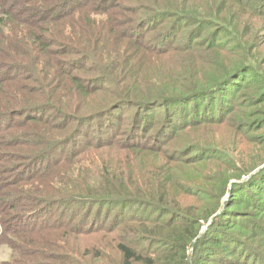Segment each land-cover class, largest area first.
Wrapping results in <instances>:
<instances>
[{"label":"trees","instance_id":"obj_1","mask_svg":"<svg viewBox=\"0 0 264 264\" xmlns=\"http://www.w3.org/2000/svg\"><path fill=\"white\" fill-rule=\"evenodd\" d=\"M134 1L147 12L132 18V24L119 32V22L112 19L109 23L106 17L117 0H0V128L22 125L16 116L24 115L32 134L18 126V139L34 145L41 137L46 140L41 150L22 156L16 170L0 164V247L11 254L10 260L0 264H45L48 258L60 259L64 253L55 250L61 244L55 239L62 232L83 236L96 230L115 239L108 247L112 245L118 258L109 264H264V224L255 219L264 212V157L241 176H225L210 193H200L199 204L187 210L169 207L166 193L172 170L168 172L169 161L164 157H168L166 145L171 139L189 128L230 127L232 114L247 97L243 89L261 97L250 105L264 101V75H259L254 64V52H241L243 46L249 48L247 38L226 23L228 2L205 0L206 5L198 4L196 9L184 3L195 0ZM234 1L264 17V0H249L258 2L256 6L248 0ZM103 14L99 24L108 29L102 32L94 24L99 21L96 16ZM162 21L165 24L158 26V32L147 37L146 29ZM54 26L56 32L51 30ZM76 29L85 36L72 35ZM222 34L227 36L218 41ZM181 54L186 62L178 60V67L165 81L146 78L143 64L153 63L160 55L168 59ZM19 73L33 83L8 91L2 83L18 79ZM258 123L264 124V118H258L249 130ZM42 129H47L44 134ZM236 142L242 145L244 139L239 136ZM194 144L186 153L197 151L196 159L217 151ZM66 145L68 153L62 148ZM102 153L119 156L118 166H99L95 160ZM145 156L154 160L145 166V182L133 172L118 177L124 174L121 159L138 158L136 165L142 167ZM40 162L44 170L37 168ZM9 169L12 176L2 179L1 174ZM89 171L91 178L85 180ZM20 181L28 184L27 191L15 186ZM238 202L247 209L232 206ZM70 204L65 208L72 211L79 209L77 205L87 207L75 220L77 224H64L63 208L50 221L41 219L44 209ZM90 209L104 210L107 227L96 214L86 213ZM227 223L252 231L258 242L230 231ZM82 224L90 227L82 230L77 226ZM148 224L169 229L148 228ZM38 237L55 249L27 245ZM16 250L33 259L14 257ZM101 254L99 250L96 264H104ZM67 257L65 264L79 260L75 254Z\"/></svg>","mask_w":264,"mask_h":264},{"label":"rangeland","instance_id":"obj_2","mask_svg":"<svg viewBox=\"0 0 264 264\" xmlns=\"http://www.w3.org/2000/svg\"><path fill=\"white\" fill-rule=\"evenodd\" d=\"M173 1V0H172ZM176 1V0H175ZM205 0H195L194 2H185L188 6L191 8H194L196 5L205 6ZM249 1V0H248ZM162 2V1H161ZM217 2V1H216ZM215 2V4H216ZM224 3L228 2L230 4L229 9L225 12V20L226 23L230 26H233L236 32H238L239 35L245 36L247 38V45L249 46L247 50V46H243L241 52L244 51L248 54H251L250 51L254 52V64L257 66L258 72H261L259 74L260 76L264 75V17H258L250 13L249 9H244L238 6V4L234 0H223ZM250 4L256 6L258 2L249 1ZM197 9V7H195ZM132 11H135V13H132ZM147 12L145 9H139V4L135 3L134 0H117V3L115 6L109 7V13L107 14V20L109 23H111L112 19H115L119 22V25H116L117 30L120 32L121 30H125V28L129 27V23L132 24L130 21L132 18L134 20L138 18L140 13ZM96 20L98 21V24L95 23L94 27L96 30H102L108 29V25L99 24L101 22L100 19L104 18V14L100 16H96ZM236 19L239 21V25L236 21ZM137 21V20H136ZM165 21L156 23V25L152 29H146V36L147 37H153L158 32V26L164 25ZM52 32H56L58 30L57 26H54L51 28ZM180 31L176 35V41L180 42ZM72 35L84 37L85 33L83 31H80L79 29H76L74 32H72ZM227 35L222 34L219 36V40L225 38ZM233 46L228 45L227 48ZM226 48V49H227ZM181 61L182 63H185L187 60V57H184L181 55H173L168 59H164L162 55L160 57H157V59L153 63L146 62L145 65L143 64L144 68L147 69V79H151V77L155 78V80H166V76L173 70V68H177L176 66L177 61ZM89 64V63H88ZM81 72V71H79ZM88 76L92 75L91 73H86ZM251 73H248L247 76H250ZM252 76V74H251ZM21 78V79H19ZM18 79H12L7 82L2 83V85L8 86V91L10 90H19L20 84L29 86L33 83L31 79H25L24 73H19ZM264 82V81H263ZM11 84V87L10 85ZM242 90V89H241ZM21 92V91H18ZM243 92L246 94V98L242 102V106L239 105V108L237 109L235 114H232V116L235 115V117L231 120L230 127L227 126H221V125H203L196 128H189L182 133H180L173 141L168 143L166 145L167 156H164L166 160L169 161L168 163V172L172 170V176L171 181L169 182V188L166 193V198L168 204H172V206L176 209L180 210H187L188 208H191L192 204L193 206H196L200 198L201 194H207L210 193L211 190H214L216 186H218L223 178L225 177L228 179L230 176L236 177L241 176L242 173L250 168L253 164H255L258 160L264 157V124H256V126L249 130L250 126L257 122L258 118H264V101L261 103H257L255 105H250L252 102H259L260 98L257 93H254L251 91V89H243ZM237 100H241V97L237 95ZM48 113H45L44 116H46ZM158 114V113H157ZM43 116V117H44ZM159 116V115H157ZM155 116L156 119L158 117ZM17 120H20V124L18 126H24L22 127L23 132H27V134H32L30 131H28L27 126L25 124H29L27 122L26 117L24 115L16 116ZM154 118V121L156 120ZM51 122L54 119H50ZM36 122H43L42 120L36 121ZM49 122V120H48ZM55 122V120L53 121ZM36 123V124H39ZM50 125V124H48ZM247 125V129L244 130L243 126ZM18 126H11L10 128L3 126L0 128V164L4 163L8 166H12L11 169L15 167V170L19 167V165L16 167V162H21L22 156L26 155L27 153H35L40 148H43L46 145V140H44L42 137L39 138L37 141L38 143L36 145L24 141L23 139H18ZM6 127V128H5ZM45 130V131H44ZM47 129H42L41 133L44 134ZM44 131V132H43ZM18 134V135H17ZM56 134L50 136L48 140L53 138ZM241 136L244 139V143L242 145H238L236 140L237 138ZM39 137V136H37ZM86 136H81L82 140L87 139ZM261 142H259V139H261ZM196 143V144H194ZM190 144L194 145H206L213 147L217 149L214 153H207L204 156L195 157L197 154V151H191L189 153H186V149ZM35 146V147H33ZM65 147V148H64ZM65 153L69 152V146H63ZM208 151V150H207ZM110 155H114L113 153L105 154L102 153L96 157L95 162H98L99 166H102L105 164V166L109 167L110 169H114L118 166L120 158L117 156V158L110 157ZM173 156V157H172ZM6 157V159H4ZM132 160H128L127 158L121 159V165L124 170L123 175H119L120 178H126L130 172H133L142 182H145L147 179V174L145 172V166L149 164H153L154 160L149 157L145 156L142 158V167H139L136 165V161L138 158L131 157ZM43 164L45 163L42 162ZM41 165V162L37 164V168H40L41 170H44V165ZM5 170L6 172H3L1 174L2 179H8L12 176V171ZM20 169V168H19ZM120 170V169H119ZM92 172L89 171V173L86 175V179L91 178ZM244 177V176H242ZM113 182H117L113 180ZM141 185H147L145 183ZM19 189L22 191L28 190V184L24 183L23 181H20L16 183V185ZM131 188H135L134 185H130ZM191 187H196L200 189V192L194 191ZM19 193H22L18 191ZM149 190L146 187L145 193H148ZM205 192V193H203ZM32 193H35L38 196V193L35 189H32ZM25 200V199H24ZM74 204V203H73ZM70 205H62L60 208L54 207L53 209L49 208L48 210L44 209V218H41L43 220L46 219V221H50L51 218L56 216L57 210L60 209L66 212L63 216L64 224H77L75 220H79L82 216L81 213L84 212L87 207H83L81 205L79 206V209L77 210H70V208H65ZM177 204V205H176ZM244 203L238 202L232 204V206L239 208L241 210L247 209L244 208ZM73 206H76L75 204ZM107 206V205H105ZM42 208V207H41ZM66 209V210H65ZM41 210V209H40ZM53 210V211H52ZM252 210V209H251ZM43 211V210H42ZM98 210L95 211L94 209L88 210L86 213L88 215L96 214L97 220L102 224L104 223V227H107L108 223V217L105 218V213L103 211ZM49 213V214H48ZM112 214V212H111ZM110 214V215H111ZM48 215V216H46ZM85 216V214H84ZM151 217L155 216V213H152L150 215ZM73 217V218H72ZM166 215L162 217V220H165ZM255 219L259 220L262 224H264V212L260 214V216H255ZM39 222L42 221L39 218L37 219ZM161 220V219H160ZM169 220V219H168ZM102 221V222H101ZM97 223V222H96ZM88 224V223H87ZM86 224V225H87ZM229 226L230 231H238L240 234L246 235L249 240L254 239L257 243L259 240V237H254L253 233L250 232V230L241 229L240 225L238 223H227ZM32 226H35L33 224ZM82 230H87L90 226L77 225ZM148 228H154V229H162L164 231H167L169 228H162L160 226H154L151 224L147 225ZM92 228V226H91ZM95 228V227H93ZM28 230H33L31 226L27 228ZM100 230H96V232L92 234L87 235H76L75 233H65L62 232L60 235L61 237L56 238L55 240L57 242H60V248H54L50 246L44 245L45 240H41L40 237L34 238L31 240L30 244H27L28 246L32 247L33 249H39L42 250V248H47L50 250H57L59 253H64L63 257L60 259H52L48 258L45 264H52L55 261H58L57 264H65V261L68 259L67 254L69 255H77L79 260H76V264H96L98 259L97 252L101 251V257L102 262L104 264H109L110 259L115 260L117 259V253L115 250H112L111 246L108 247L109 244H113L115 241L113 235L110 233L102 234ZM126 234V233H125ZM120 236H123L120 234ZM263 236V235H260ZM119 236H116L117 238ZM166 238L170 236H164ZM126 238H129L128 236ZM117 240V239H116ZM146 245V241L144 242V246ZM159 247L162 246L161 244H157ZM155 245V246H157ZM35 252H40L38 250H33ZM50 251L48 250V253ZM13 253V251H11ZM23 251L18 252L16 250V256L14 257H21L24 260L33 259L32 256H28L22 254ZM10 250L8 248L0 247V261L1 260H10ZM100 257V258H101Z\"/></svg>","mask_w":264,"mask_h":264}]
</instances>
